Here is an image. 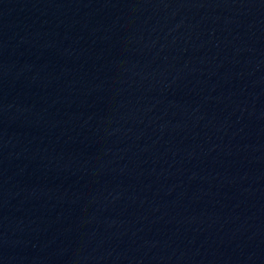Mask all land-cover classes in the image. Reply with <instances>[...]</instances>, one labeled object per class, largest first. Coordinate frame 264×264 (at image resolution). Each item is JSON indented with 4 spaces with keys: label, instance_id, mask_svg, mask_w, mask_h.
Listing matches in <instances>:
<instances>
[{
    "label": "water",
    "instance_id": "obj_1",
    "mask_svg": "<svg viewBox=\"0 0 264 264\" xmlns=\"http://www.w3.org/2000/svg\"><path fill=\"white\" fill-rule=\"evenodd\" d=\"M0 264H264V0H0Z\"/></svg>",
    "mask_w": 264,
    "mask_h": 264
}]
</instances>
